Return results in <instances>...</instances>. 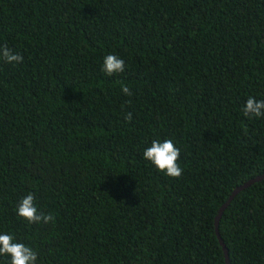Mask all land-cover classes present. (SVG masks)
<instances>
[{"label": "trees", "instance_id": "1", "mask_svg": "<svg viewBox=\"0 0 264 264\" xmlns=\"http://www.w3.org/2000/svg\"><path fill=\"white\" fill-rule=\"evenodd\" d=\"M4 45L23 61L0 59V234L36 264H225L214 216L264 173V117L242 112L264 100V0H0ZM157 139L180 178L143 158ZM28 194L54 223L17 217ZM217 232L229 264H264V178Z\"/></svg>", "mask_w": 264, "mask_h": 264}, {"label": "clouds", "instance_id": "2", "mask_svg": "<svg viewBox=\"0 0 264 264\" xmlns=\"http://www.w3.org/2000/svg\"><path fill=\"white\" fill-rule=\"evenodd\" d=\"M0 59L5 63L17 64L23 61V57L16 53L6 45L0 46ZM125 70L124 61L115 55L109 54L104 57L101 71L107 76L116 73H122ZM122 92L131 96L132 92L125 85L122 86ZM245 117H264V100H256L255 97L249 96L242 107ZM131 113L125 116L126 121H131ZM143 158L150 162L158 172L164 173L170 178H180L182 169L177 163L180 158V150L175 147L171 139L153 140L151 146L143 152ZM33 194L23 197L16 208L18 218L27 221L29 224H48L55 222L52 214L40 212L35 205ZM0 256L9 257L10 264H36L38 259L37 253L29 246L22 242H16L13 235L8 233L0 234Z\"/></svg>", "mask_w": 264, "mask_h": 264}, {"label": "water", "instance_id": "3", "mask_svg": "<svg viewBox=\"0 0 264 264\" xmlns=\"http://www.w3.org/2000/svg\"><path fill=\"white\" fill-rule=\"evenodd\" d=\"M264 178V173L263 174H260V175H257L255 177H252L246 181H244L243 183H241L240 185L234 187L232 189V191L230 192V194L228 195V197L226 198V200L219 206L217 212H216V215L214 216V219H213V225H214V231H215V235L217 237V240L221 246V249H222V252H223V257H224V262L225 264H229L228 262V257H227V253H226V249L224 247V244L222 243V240L220 239L219 237V234L217 232V220L222 212V210L227 206V204L229 203V201L232 199V197L239 191H241L242 189L246 188L247 186H249L251 183L253 182H256V181H259L261 179Z\"/></svg>", "mask_w": 264, "mask_h": 264}]
</instances>
